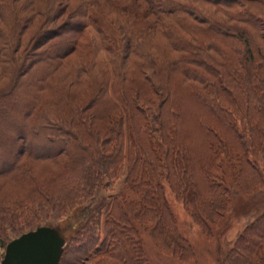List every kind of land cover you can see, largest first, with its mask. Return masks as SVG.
Returning <instances> with one entry per match:
<instances>
[{
  "label": "trees",
  "instance_id": "obj_1",
  "mask_svg": "<svg viewBox=\"0 0 264 264\" xmlns=\"http://www.w3.org/2000/svg\"><path fill=\"white\" fill-rule=\"evenodd\" d=\"M134 2L141 15L101 0H0V243L9 223L83 208L95 186L110 187L124 170L125 185L142 190L143 225L163 236L165 180L217 213L228 201L224 178L211 171L217 154L238 192L261 184L246 155H264V0ZM91 24L103 57L92 44L88 58L76 54ZM118 198L105 209L115 240L129 230ZM88 208L73 264L95 247L102 211ZM245 230L239 264H264V214ZM107 242L89 264L119 261V242Z\"/></svg>",
  "mask_w": 264,
  "mask_h": 264
},
{
  "label": "rangeland",
  "instance_id": "obj_2",
  "mask_svg": "<svg viewBox=\"0 0 264 264\" xmlns=\"http://www.w3.org/2000/svg\"><path fill=\"white\" fill-rule=\"evenodd\" d=\"M101 1L123 7L137 15H141L143 11L135 4L134 0ZM26 4L29 7L28 1ZM91 18L98 27L108 28L109 25L104 22L100 15L93 13ZM83 20L88 22V18ZM92 26V24L88 25L78 40L76 54L88 58L91 52L89 47L92 44L93 50L98 56L103 57L102 39ZM234 125L236 130L242 133L240 123L236 121ZM246 142L248 146L251 145L249 137L245 139ZM254 153V150L250 149L247 151L246 157L258 168L262 182L244 193L238 192L233 186V171L224 154L219 153L213 159L214 165L211 171L216 175L221 174L224 178V187L228 190V201L220 212L218 211L219 213H217L212 202L191 205L188 200L185 201L178 197L165 180L163 194L166 215L162 218L160 225L169 231L165 230L164 236L159 230H157V235L152 234V225H143L144 213L140 207L142 190H133L130 186L125 185V170L119 174L116 180L112 181L110 187H106V179H104L102 183L97 185L98 187L95 186L94 199H89L90 201L88 200L86 205L84 204V207L89 205V210L93 205L101 207L102 211V217L97 219L99 223L97 222L95 241L92 242L95 247L89 251V257L97 254L96 252L102 247L103 242L108 241V245L109 242L117 244V240L119 242L117 252L120 255L119 261L109 259L108 264H143L141 254L146 256L148 264H239L237 253L240 250L239 246L243 244V241L240 242L239 239L246 233L247 226L264 214V155ZM254 173L250 172L243 175L245 179L247 177L253 178ZM115 197H119V200L124 198L127 203L124 218L127 226L125 227L129 228V230L118 231L122 236L116 240L107 236L105 228L106 203ZM103 200L104 202H102ZM84 207L76 208L61 217L55 214L47 215L46 211H42L37 217L39 221L35 222L39 226L57 227L63 233L66 239V249L62 264H73L77 261L75 249L79 246L78 238L81 236L77 230L88 219V217L83 216L84 214L82 215V213L88 212V210L84 211ZM31 223L25 225L26 223L20 220L18 223L8 224L7 232L1 235L3 244L0 243V262L5 253V245L18 237L21 232L29 231V226L32 227L35 224L34 222ZM153 236L161 238L162 241H159L158 244ZM86 238L90 240L89 237ZM89 257L79 261V264H89ZM97 258L102 260L104 257L99 255Z\"/></svg>",
  "mask_w": 264,
  "mask_h": 264
},
{
  "label": "water",
  "instance_id": "obj_3",
  "mask_svg": "<svg viewBox=\"0 0 264 264\" xmlns=\"http://www.w3.org/2000/svg\"><path fill=\"white\" fill-rule=\"evenodd\" d=\"M65 244L59 228L38 226L9 241L0 264H59Z\"/></svg>",
  "mask_w": 264,
  "mask_h": 264
}]
</instances>
